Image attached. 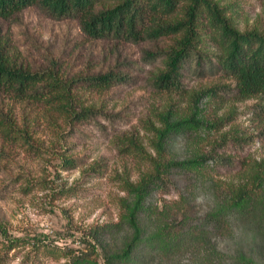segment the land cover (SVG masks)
<instances>
[{
    "label": "rangeland",
    "instance_id": "obj_1",
    "mask_svg": "<svg viewBox=\"0 0 264 264\" xmlns=\"http://www.w3.org/2000/svg\"><path fill=\"white\" fill-rule=\"evenodd\" d=\"M221 5L227 6L225 15L237 29L264 33V0H221ZM0 40L23 68L55 71L69 86L76 113L90 109L85 119L65 121L55 112L50 117L48 106L40 102H20L0 93L1 117L27 131L21 139L0 132V264H63L67 249L87 253L88 243H94L92 230L118 222L125 183L137 182L148 171L135 149L154 153L151 140L153 128L160 125L158 114L168 108L189 113L195 92L211 90L197 107L205 121L217 126L173 135L167 147L171 156L182 159L199 148L197 153L212 157L214 176L230 183L241 181L250 165L264 162L261 103L239 98L232 79L221 71L204 60L199 69L192 60L181 72L180 93L156 88L154 80L164 71L163 52L172 38L92 39L76 19L55 18L32 5L0 19ZM209 47L208 56L215 52ZM106 74L113 77L109 86L94 87L92 78ZM65 158L72 160L71 166ZM170 173L151 202L158 211L165 210L184 195L186 227L199 226L210 199L196 189L199 184L191 174L178 169ZM179 217L167 215L170 223ZM97 233L98 243L114 239ZM226 237L216 241L224 243ZM15 239H21L20 245L8 249ZM179 248L181 253H152L153 264H194L205 257L202 242ZM89 254L102 264L99 250Z\"/></svg>",
    "mask_w": 264,
    "mask_h": 264
},
{
    "label": "trees",
    "instance_id": "obj_2",
    "mask_svg": "<svg viewBox=\"0 0 264 264\" xmlns=\"http://www.w3.org/2000/svg\"><path fill=\"white\" fill-rule=\"evenodd\" d=\"M32 5L55 18L76 19L81 31L92 39L139 42L172 38V44L163 52L164 71L154 80L158 90L180 93L185 65L195 60L201 69L204 60L210 68L232 79L239 98H256L264 111V33L256 28L237 29L225 15L227 6H222L221 0H0V19ZM206 47L215 52L208 56ZM112 78L110 74L96 76L92 78L93 86L107 87ZM205 92L192 95L189 113H175L168 108L158 114L160 125L152 131L153 154L135 149L147 161L148 171L137 182L125 183L126 197L120 200L118 222L97 227L89 235L98 237L99 231L114 238L98 243L91 237L94 243H88L89 253L97 255L100 251L102 264H153L154 252H180L181 244L190 248L198 242L205 247V257L194 264H264V162L250 165L249 173L241 181L230 183L214 176L212 157L197 153L199 148L182 159H175L167 149L173 135L217 126L198 113L197 104ZM0 93L20 102H40L48 106L50 117V112H55L65 121L82 120L90 114L86 108L76 113L69 86L55 71L33 72L16 64L1 40ZM1 116L3 135L12 139L26 137L27 131ZM64 162L72 164L69 158ZM173 169L194 176L199 184L196 189L210 199L197 227H186L188 199L184 195L165 210L158 211L157 204L151 202L150 196ZM170 213L180 215L178 221L170 223ZM118 232L125 234L115 235ZM220 235L227 236L224 243L216 241ZM20 241L11 240L8 249L18 247ZM88 252L77 255L74 249H67L63 264H99Z\"/></svg>",
    "mask_w": 264,
    "mask_h": 264
}]
</instances>
